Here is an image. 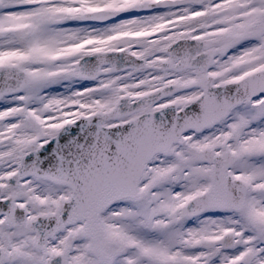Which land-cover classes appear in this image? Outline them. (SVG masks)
I'll use <instances>...</instances> for the list:
<instances>
[{"label":"snow or ice","instance_id":"1","mask_svg":"<svg viewBox=\"0 0 264 264\" xmlns=\"http://www.w3.org/2000/svg\"><path fill=\"white\" fill-rule=\"evenodd\" d=\"M0 264H264V0H0Z\"/></svg>","mask_w":264,"mask_h":264}]
</instances>
